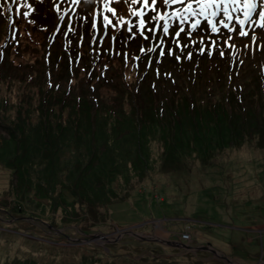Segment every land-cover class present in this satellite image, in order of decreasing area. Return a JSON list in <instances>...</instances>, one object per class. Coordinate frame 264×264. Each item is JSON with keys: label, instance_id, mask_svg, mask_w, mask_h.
Returning a JSON list of instances; mask_svg holds the SVG:
<instances>
[{"label": "rangeland", "instance_id": "obj_1", "mask_svg": "<svg viewBox=\"0 0 264 264\" xmlns=\"http://www.w3.org/2000/svg\"><path fill=\"white\" fill-rule=\"evenodd\" d=\"M44 1L38 4L37 11L47 13L49 31L32 28L28 14H23L18 7H15L14 13L11 11L10 16L6 13H2L3 17L0 16L2 26L8 28L4 20L5 15L6 18L14 16L16 22V17L18 14L20 17L21 12L23 22L19 37L23 38L25 34V38L19 52L12 50L11 54L19 55H12L17 58L14 64L23 61L25 66L35 69L37 75L46 72L47 80L44 84L50 79L60 82L58 88L74 90V87L78 86L91 92V99L111 104L117 101L119 95L125 96L127 85L134 88L138 84V76L142 70L145 72L148 69L147 62H153V67L159 65L163 68L160 85L157 86L161 89L163 97L174 96L172 88L178 91L180 87L193 85L195 82L189 84L188 76L202 73H195L199 68V63H194L195 60L184 67L173 61L171 55H167V59H157V52L151 60L146 54L139 52L140 48L136 43L133 45L134 53L142 55L143 67L140 69H137L136 62L120 56H89L79 62L77 56L80 55L81 47L76 42L80 26L75 27L76 31L67 37L70 45L65 42L62 32L56 42L49 41L52 31L56 28L57 19L52 10L53 4L50 6L49 0ZM91 2L83 1L79 9L87 17L91 14L92 8L87 9ZM129 4L127 0H117V11L112 14L116 22L124 21L129 15ZM3 7L8 9L6 5ZM27 7L29 6L24 5L22 10ZM114 31L117 33L118 28H114ZM253 31V38H261L255 41L257 47L247 46L252 54L247 64L241 68L231 65V72L235 73V77L239 76L233 83L247 84V89L257 95L256 92L260 93L264 87V44L262 49H258L259 45L264 43V33L262 34L263 30L259 28ZM86 32L90 39L87 38L84 43L92 46L94 41L91 31ZM123 33L131 35L126 29H121L122 36ZM205 36V32L201 31L195 38L200 40ZM249 36L250 34L246 35V40L242 41L244 46L251 42V37L247 38ZM226 39H229V35L221 37V47L229 46L231 38L228 42ZM30 41L33 44L31 46ZM125 43L126 41H119L120 50L128 46ZM240 48L243 55L246 50L241 46ZM70 57L76 61L71 69V73L75 71V74L69 78H60V75L64 76ZM236 59L239 60V56H236ZM196 61L200 62V59ZM29 62L32 65H28ZM77 68L82 71L76 72ZM235 68L241 69V73H236L238 70L233 71ZM9 72L12 71L7 67L6 73ZM151 76L152 74L145 76V82L150 81ZM218 79L219 77L217 81ZM24 85L26 84L22 83L21 86ZM21 86L19 82L12 80L10 83L4 82L0 89L1 98H9L14 102V106L7 111L11 118L17 115L18 99L23 93L29 94ZM33 87L36 90L39 86L35 84ZM26 88L28 91L30 87L26 85ZM150 96L152 94L149 91ZM133 98L135 99L134 96ZM161 103L159 99L155 101V105ZM126 111L132 115L135 113L128 105ZM32 115L35 121L39 117L37 111L32 112ZM171 128L172 125L166 123L151 132V169L143 178L131 166L112 178L93 179L90 183L85 182L79 186L78 176L89 173V168L78 167V159L83 158L78 142L67 144L68 147H64L62 156L59 160L53 158L55 163L50 167H47L45 162L41 165H31L35 182H40V174L43 177L41 179L45 178L44 170L48 172L51 169L55 171L51 181L59 179L55 190L45 197L39 195L35 187L28 186L26 189L29 191L23 194L20 189L17 195V190H13L11 185L13 170L5 165L7 162L0 156V162L4 163H0V264H16L15 260L28 258L36 259V264H75L80 260H85L83 264H109L110 261L121 264L125 259L119 253L133 254V258L145 261L143 255L152 251L154 256H164L160 264H228L207 250L190 251L167 244L159 246L154 241H135L137 238L131 237L132 234L128 232L122 236L124 233L120 230L137 223L139 230L151 231L162 237L177 238L179 233H192L195 235L194 244L211 241L230 255L242 257L245 264L264 262V146H260L256 139L250 137L241 143H231L226 147H219L213 141L205 152L198 148L201 144L186 146L180 162L181 169L164 171L161 165L163 150L165 143L171 142L169 138L174 132ZM161 129L166 132L163 139L161 133H158ZM86 158L84 157V160ZM71 168H76L71 171L72 178ZM72 188L81 194L88 190L90 200L81 202L86 196H74ZM46 189L43 186V190ZM101 191L109 195L107 201H111V204L105 202L104 193H99ZM156 195L162 200H158ZM54 199L57 207L54 206ZM142 221L144 222L140 223ZM105 234L111 239L106 240ZM125 241H128V244Z\"/></svg>", "mask_w": 264, "mask_h": 264}, {"label": "trees", "instance_id": "obj_2", "mask_svg": "<svg viewBox=\"0 0 264 264\" xmlns=\"http://www.w3.org/2000/svg\"><path fill=\"white\" fill-rule=\"evenodd\" d=\"M31 26L37 28L35 24ZM11 31L0 22V89L4 82L10 83L12 80L19 82L20 86L24 83L30 87L27 91L26 85L21 86L29 94L23 93L16 102L15 118H11L7 113L14 106V102L9 98H1L0 95V156L7 162L5 165L13 170L11 185L13 190H17V195L20 189L23 194L29 191L26 186L35 187L37 193L43 197L54 191L59 180L51 181L54 169L48 172L44 170L45 178L41 179L43 177L40 174V182H35L31 174V165H41L45 162L46 166L50 167L55 163L53 158L59 160L62 156L64 147H68L67 144L76 142L83 155L82 159H78L80 162L78 167L89 168L88 176L87 174L78 176L80 182L77 185L82 186L93 179L112 178L131 166L143 178L151 169L149 148L151 132L166 123L172 125L171 129L174 132L169 138L171 142L165 143L163 150L161 165L164 171L181 169L180 162L186 146L194 147L201 144L202 146L198 148L205 152L213 141L219 147H226L231 143H241L245 138L249 139L248 137L256 139L260 146H264V87L255 95L251 89H247V84L233 83L239 76L235 77L233 75L235 73L231 72L233 55L229 52L223 50L225 53L221 55L218 52L203 50L200 54L194 50L192 60L199 63L195 73H202L187 77L189 84L195 82L193 85H185L184 88H178V91L172 88L174 96L163 97L161 89L157 87L160 84L153 85L155 79H151L144 84L140 83L139 89L126 86L125 96L119 95L111 106L105 101L100 103L98 99H91V92L78 86L74 87V90L58 88L60 82L55 80L52 82L48 80V83L44 84L47 80L46 72L37 75L35 69L25 66L23 61L14 64L17 58L13 56L18 54L11 53L14 50L18 52L21 50L25 34L23 38H20V35L12 38L14 45L5 49L3 44L6 37L9 34V37L11 36ZM29 45H33L31 41ZM84 45L89 47L87 42ZM106 55H110V52L108 51ZM56 56L58 57V54ZM198 58L200 62L196 61ZM176 62L184 67L190 63L186 59ZM21 64L23 66H20ZM27 64L32 65L30 62ZM7 67L12 72L7 74ZM78 70L82 71L77 68L76 72ZM20 72L23 74H17ZM72 74L74 75L75 71L71 73V68L67 66L64 76L60 75V78H69ZM35 84L39 86L36 90L33 87ZM8 88L11 89V86ZM149 91L152 94L150 97ZM157 99L162 103L155 105ZM127 105L133 108L134 115L126 111ZM34 111L39 115L36 121L32 115ZM158 133H161L162 139L166 134L163 129ZM84 157L87 158L84 160ZM73 169L76 168H71L70 178L73 177L71 175ZM43 186L47 188L46 191L43 190ZM72 193L74 196H86L81 202L90 200L88 190L81 194L72 188ZM99 193H104L106 203L111 202L107 201L109 195L105 191ZM164 195L163 193L162 199L165 198ZM156 197L160 200L159 195ZM55 204L56 200L54 206L57 207L58 204ZM137 240L140 239H135ZM125 242L128 244V241ZM155 243L162 246V243ZM152 252L143 255L145 261L133 258V254L119 253L125 259L121 264H160L164 256H154ZM35 260L18 259L14 263L36 264ZM84 261L74 263L83 264ZM109 264L119 263L110 261Z\"/></svg>", "mask_w": 264, "mask_h": 264}, {"label": "snow or ice", "instance_id": "obj_3", "mask_svg": "<svg viewBox=\"0 0 264 264\" xmlns=\"http://www.w3.org/2000/svg\"><path fill=\"white\" fill-rule=\"evenodd\" d=\"M144 4L147 6L148 4V0H143ZM164 3H169V0H163ZM172 2H183V0H172ZM243 3L244 5V15H245V19L243 20H239V23L241 25L245 24L246 21L248 19L251 18V16L254 14L255 9H256V0H201V4L202 6L200 7L199 10V14H203L206 15L208 13V10L211 8V16L212 17H219L220 13L222 12L224 14V16L228 17L229 19H231V15H230V9H229V5L235 6L238 3ZM153 3H155V0H153ZM189 9L191 8V4L189 3L188 5ZM138 15H144L143 13H138ZM259 20H260V24L259 26L264 28V11H261L259 13ZM181 22H183V19L181 20ZM200 22L197 21L196 24H193L192 27L194 30L197 29L198 24ZM141 24H144V21H141ZM219 24L222 25L224 28L229 29V31H234L235 29H232L229 27V24L225 22V20L223 18H221L219 20ZM211 25V31L213 33H219V28L216 27V24L213 22V20H207V25ZM163 31L165 33H168L169 29L168 27L164 26L163 27ZM184 29H180L179 31L175 32L176 36H180L181 32H184ZM240 35H247V33L245 32H240ZM221 55H223V53H221Z\"/></svg>", "mask_w": 264, "mask_h": 264}, {"label": "water", "instance_id": "obj_4", "mask_svg": "<svg viewBox=\"0 0 264 264\" xmlns=\"http://www.w3.org/2000/svg\"><path fill=\"white\" fill-rule=\"evenodd\" d=\"M136 227H138V226H136ZM125 232L131 233V234H133L139 238H142V239H154L156 241H160L162 243H165V244H168L171 246L185 248V249H188L190 251H198L201 249L208 250V251H211L217 257L224 259L225 261H227L230 264H243V263H240V261L229 257L221 249L215 247L212 244V242H208L206 244L192 245L190 243H186V242H183L181 240L170 239L168 237H162V236H159L153 232L136 231V230L132 229V227H125L124 229L121 230V233H125ZM105 239L110 240L111 237L110 236L108 237L107 234H105Z\"/></svg>", "mask_w": 264, "mask_h": 264}]
</instances>
